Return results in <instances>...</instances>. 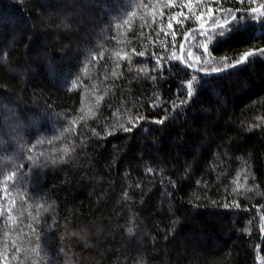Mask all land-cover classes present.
I'll list each match as a JSON object with an SVG mask.
<instances>
[{"label":"trees","instance_id":"trees-1","mask_svg":"<svg viewBox=\"0 0 264 264\" xmlns=\"http://www.w3.org/2000/svg\"><path fill=\"white\" fill-rule=\"evenodd\" d=\"M261 3L222 0L234 11ZM131 10L129 0H0V170L24 164L20 189L32 215L38 204L47 209L35 221L21 218L26 235L19 243L40 248L39 258L33 254L25 264H264V57L219 73L163 60L164 68L153 71L150 53L164 49L153 47L148 36L156 41L154 29L161 23L166 28L180 8H163L151 29L140 28L137 18L127 32L131 43L117 44L116 18ZM244 19L247 32L209 45L217 60L264 47V24ZM195 26L187 21L183 31ZM183 39L178 31V55ZM167 41L170 52L171 36ZM120 48L146 55H133L131 65L121 61L118 79L111 76L115 63L108 52L88 63L101 50ZM85 64L89 76L82 74ZM145 66L147 75L136 71ZM193 75L196 94L173 111ZM77 77L104 99L87 127L81 123L69 133L64 129L80 114L82 96L95 105L85 87L69 90ZM157 97L160 106L152 107ZM118 110L119 121L113 115ZM128 116L144 119L131 132L106 135L118 123L130 126ZM166 116L162 124L153 122ZM61 133L40 146L46 157L29 172L27 156L35 153L27 149ZM65 145L67 156L60 151ZM237 173L245 187L233 192ZM232 201L240 207H223ZM29 224L35 235H27Z\"/></svg>","mask_w":264,"mask_h":264},{"label":"snow or ice","instance_id":"snow-or-ice-1","mask_svg":"<svg viewBox=\"0 0 264 264\" xmlns=\"http://www.w3.org/2000/svg\"><path fill=\"white\" fill-rule=\"evenodd\" d=\"M227 2H230V0H223V3ZM235 2L241 5L246 3L251 5L255 4L256 0H235ZM213 3L217 5L215 9L211 6ZM129 5L132 10L127 12L124 16L116 18L117 22L115 24V29L118 35L113 36L112 39L115 40L117 44L131 43V41L127 40V32L132 31L133 23L137 18L141 21L140 28L147 26L151 29L152 25L156 24L157 16L161 18L164 16L163 8H180V11L172 12L168 16L166 28L164 24L161 23L157 26V29H154L157 37L156 41H153L152 37L148 36V41L153 47L159 46L164 49V53H167V55L164 53L158 55L155 51L150 53L151 57L156 61L155 68L152 69L153 71L156 68H164L165 65L161 63L163 60L165 63H167V61H179L184 64L186 68L201 72L219 73L227 71L230 68H236L240 65L247 64L255 57H264V47L249 49L235 57H221L219 60H217L209 50V45L215 48L218 44L231 39L237 33L247 32L248 27L245 26V16H247L250 21L264 24V3H261L258 7L237 8L235 11L223 8L222 0H180L179 5H177L176 0H164L162 7L160 6V0H148V3H145L144 0H129ZM185 8L188 9L187 12L184 11ZM140 11H142L143 14H140ZM148 17L151 18L150 21ZM187 21H192L196 26L188 28L187 31H183L185 22ZM209 22H211L210 27L207 26ZM174 23L178 28H174ZM178 31H180L184 37L179 43V55L176 52V37ZM161 33H163L165 37L163 40L159 39ZM261 35L264 36V32H261ZM140 36L143 37L144 32H141ZM169 36H171L170 52L168 51L167 41V37ZM120 37H124V39H120ZM198 37H204L205 42H201ZM250 38L258 39L259 37L253 36ZM193 41H195V43H192ZM193 47L202 51L196 54L192 51ZM145 49H147V45H145ZM105 52H108V59L115 63V67L111 71V76L117 79L123 75V73L119 71L121 68V61H127L128 64L131 65L133 55L139 57H144L146 55V51L136 52L134 48L131 50V53L124 51L122 48L115 51L105 49L101 50L98 56H91L88 63L91 64L103 60L105 58ZM203 65H211V67L205 68ZM128 70L131 71V67H129ZM136 71L147 75L150 70L145 66ZM82 74L84 76L90 75L88 64L84 65ZM104 79L107 80L108 77L105 76ZM152 79L155 78L153 77ZM196 81L197 77L195 75L187 81L186 98L179 103H172L171 107L173 111L180 109L183 105L191 101L196 94V88L194 87ZM82 86L85 87L86 93H90L95 98V105L87 103V94L83 95L81 108L79 109L80 114L70 118L69 127L64 129V132L75 133L76 127L81 123H84L85 127H87V121L96 117L94 108H98L100 102L104 99V96L96 95L94 91L95 85L92 86V89H88L87 86L83 85L79 77L71 82V88L69 90H77ZM104 95H107V92H105ZM156 100L157 103L151 105L152 107L160 106L158 102L159 98L157 97ZM113 115L118 121L122 118L119 110L113 113ZM143 119V116H138L135 119L128 116L127 124L130 126L126 127L124 123H118L117 125H113L112 131L106 133V135H114L117 130L131 132ZM166 119H168L167 116L153 122L162 124ZM92 132L94 135L99 136V133L96 132L95 129H92ZM62 136L63 133L52 139L40 138L27 149L28 152L35 153V157L33 155L27 156V160L31 162L28 167L29 172H31L34 167L38 166L41 157H46L44 151H39L40 146L44 144H53L56 140L61 139ZM52 151H57V149L53 148ZM60 151L63 152L64 156H67L71 149L65 145ZM61 159H63V156ZM51 163H56V160H51ZM23 169L24 164H17L12 167L11 171L4 172L0 170V185H2V187H0V192L3 193L0 195V218H3L2 223H0V229H2V231H0V237H2L0 238V264H12L13 261L18 262V264H25V261L30 260L33 254L39 258V245L29 249L19 243L26 235L23 233V228L20 227L22 224L21 218L28 216L35 221L41 211H47L43 204H38L36 205V216L32 215V205L27 203L28 196L20 189V183L26 175ZM148 171L151 172L152 170L148 169ZM239 179L240 173H237V178L233 181V183L236 184V187L233 188V192H237L245 187L244 184L239 183ZM247 179L248 177L245 176V182ZM246 191H252V189H246ZM223 207L239 208L240 205L237 201H232L230 203H225ZM262 220H264V217H262ZM28 227L31 231L27 235H35V229L32 228L31 224H29ZM17 229H19V231H17L16 236L13 237L12 233ZM129 231H131V229H129ZM36 239H39L38 235H36ZM21 256H23V258H21ZM31 264H37V261L32 260Z\"/></svg>","mask_w":264,"mask_h":264}]
</instances>
